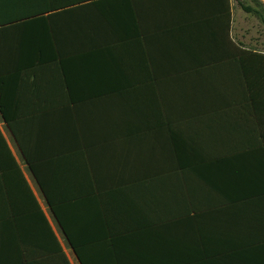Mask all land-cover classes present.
<instances>
[{
	"label": "crops",
	"instance_id": "crops-1",
	"mask_svg": "<svg viewBox=\"0 0 264 264\" xmlns=\"http://www.w3.org/2000/svg\"><path fill=\"white\" fill-rule=\"evenodd\" d=\"M46 12L41 56L0 53L22 144L0 111V264L20 253L5 225L20 219L2 214L4 143L71 264L23 148L55 204L74 208L90 264H264V0Z\"/></svg>",
	"mask_w": 264,
	"mask_h": 264
},
{
	"label": "trees",
	"instance_id": "trees-1",
	"mask_svg": "<svg viewBox=\"0 0 264 264\" xmlns=\"http://www.w3.org/2000/svg\"><path fill=\"white\" fill-rule=\"evenodd\" d=\"M255 1L257 2V0ZM51 2L52 0H0V53L6 51L4 48H8L10 51V48L12 49L17 45L18 47L23 46L22 48L26 50L30 48L35 49L37 50L36 53L41 56L43 53V45L42 43L40 45L35 44L40 43L47 37L46 34H43L42 25L44 24V15L41 13L50 11ZM28 24H40V29L27 30L25 28ZM259 80L262 87L264 85V78H260ZM0 111L10 129L13 131L18 143L21 144V140L12 126L11 119L6 114L1 102ZM3 147L8 156V160L7 158L4 159L5 164L6 161H10L12 165H10V169L6 168L7 164L5 165V170L9 172L5 175L7 183L3 193L4 207L2 214L3 216L15 215L20 219L16 224L15 221L13 223L12 221L5 223L9 234L15 232L16 226V234H14L13 242L14 245L17 243V247L20 249V253L16 256L17 264H71L62 251L59 241L51 230L44 212L33 196L22 172L18 170L5 143ZM23 153L25 154L29 168L47 197L53 215L61 226L79 261L81 264H90L87 257L80 252L77 244L78 240L74 236L78 225L75 221L74 208L72 207L73 214L71 215L62 212L68 209H61V207L55 204L50 192L46 189V185H44L40 175L36 172L34 161L28 157L24 148ZM11 168H13L12 171H10ZM16 177H18V188L12 190V185L10 186V184L13 183L15 187ZM74 200L75 198L72 201ZM4 235L6 236L7 234Z\"/></svg>",
	"mask_w": 264,
	"mask_h": 264
},
{
	"label": "snow or ice",
	"instance_id": "snow-or-ice-1",
	"mask_svg": "<svg viewBox=\"0 0 264 264\" xmlns=\"http://www.w3.org/2000/svg\"><path fill=\"white\" fill-rule=\"evenodd\" d=\"M94 3V0H52L50 12L51 13H60L78 10L81 6H88ZM41 14H48V12H44Z\"/></svg>",
	"mask_w": 264,
	"mask_h": 264
},
{
	"label": "rangeland",
	"instance_id": "rangeland-1",
	"mask_svg": "<svg viewBox=\"0 0 264 264\" xmlns=\"http://www.w3.org/2000/svg\"><path fill=\"white\" fill-rule=\"evenodd\" d=\"M72 259V258H71ZM73 260V259H72Z\"/></svg>",
	"mask_w": 264,
	"mask_h": 264
}]
</instances>
